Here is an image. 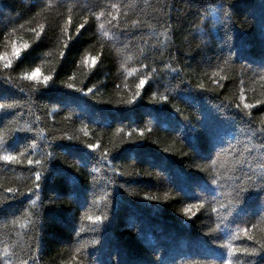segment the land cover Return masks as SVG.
<instances>
[{"label":"trees","instance_id":"1","mask_svg":"<svg viewBox=\"0 0 264 264\" xmlns=\"http://www.w3.org/2000/svg\"><path fill=\"white\" fill-rule=\"evenodd\" d=\"M0 105V264H264V0H0Z\"/></svg>","mask_w":264,"mask_h":264},{"label":"snow or ice","instance_id":"2","mask_svg":"<svg viewBox=\"0 0 264 264\" xmlns=\"http://www.w3.org/2000/svg\"><path fill=\"white\" fill-rule=\"evenodd\" d=\"M42 27H43V26H41V28H42ZM80 27H83V25H80ZM101 27H102V26H101ZM65 31H67V29H65ZM36 35L39 36L40 33H36ZM104 35L107 36L108 33H104ZM25 47H27V45H25ZM14 54L17 55V56H19V55H20V50H19V49H14ZM91 60H92V63H93V65H94V64L96 63V59L93 57V58H91ZM38 71H39V70L34 71L31 75L28 76V78H29V79H34V78H36V75H37ZM47 79H48V77H44V81H45V82L47 81ZM144 82H145V81H144L143 79H141L140 84L138 85V87L143 86ZM69 86L71 87V85H69ZM257 103H259V101H258ZM0 107H4V106H3V105H0ZM244 107H245V108H249V107H252V105L245 104ZM90 147H94V145H90ZM0 159L6 160V161H12V160H15L16 158L13 157V156H10V155H5V156H3V157H0ZM28 163L31 164L32 161L29 160ZM36 163H39V161H37ZM213 163H216V162L213 161ZM37 179H39V174H37ZM214 183H215V181H214ZM9 191H11V190H9ZM185 211H186V212L190 211V208H189V209H186ZM193 214H194V213H193ZM97 219H99V218H97ZM252 238H253V237L249 236V239H252ZM257 242L260 243V241H257ZM261 247L264 248V243H261ZM245 251H247V250H245ZM252 251H253V253H255V249H253Z\"/></svg>","mask_w":264,"mask_h":264}]
</instances>
